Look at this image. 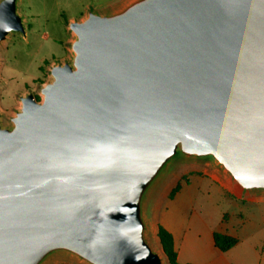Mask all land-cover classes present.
<instances>
[{"label":"water","instance_id":"obj_1","mask_svg":"<svg viewBox=\"0 0 264 264\" xmlns=\"http://www.w3.org/2000/svg\"><path fill=\"white\" fill-rule=\"evenodd\" d=\"M67 28L42 98L0 112V264H167L148 208L180 159L264 193V0H123Z\"/></svg>","mask_w":264,"mask_h":264},{"label":"rangeland","instance_id":"obj_2","mask_svg":"<svg viewBox=\"0 0 264 264\" xmlns=\"http://www.w3.org/2000/svg\"><path fill=\"white\" fill-rule=\"evenodd\" d=\"M87 5L101 8L105 4L102 0H20L26 35L10 33L0 45V112L5 125L20 106L19 96L32 92L41 99L39 89L50 79V66L71 57L73 35L66 22L83 13ZM176 185L180 187L170 198ZM258 199H264V193L241 191L215 165L180 159L156 186L151 199V242L162 252L154 223L160 215L183 219L189 234L202 244L210 241L211 230L221 231L225 226L239 239L229 253L232 259L264 264V200L256 202ZM164 260L168 264L165 256ZM48 264L78 263L57 258Z\"/></svg>","mask_w":264,"mask_h":264},{"label":"crops","instance_id":"obj_3","mask_svg":"<svg viewBox=\"0 0 264 264\" xmlns=\"http://www.w3.org/2000/svg\"><path fill=\"white\" fill-rule=\"evenodd\" d=\"M105 5H102L101 8H94L91 5H87L85 11L80 15H84L86 10L90 7L102 10L112 6H115L121 3L123 0H102ZM79 15V16H80ZM77 17H70L71 19L79 18ZM264 199H258L256 202H262ZM231 218V217H230ZM183 219L174 220V218H170L168 216L160 215L155 223V231L157 228V224L162 225L166 228L169 232H171L174 242V247L177 252V261L180 264L184 263H192V264H242L237 260L232 259L229 256V253L233 249H235L236 245L239 243V239L234 235L233 230L224 226L223 229L220 230H211V238L210 241L207 240L205 244H202L201 241L197 238H193L191 234L188 232V224L184 226ZM150 223L152 224L153 221L150 219ZM151 230L153 231V227L151 225ZM213 231H220L223 233L230 234L237 238V243L229 248L228 250L221 251L216 248L213 244L212 233ZM212 239V240H211Z\"/></svg>","mask_w":264,"mask_h":264},{"label":"trees","instance_id":"obj_4","mask_svg":"<svg viewBox=\"0 0 264 264\" xmlns=\"http://www.w3.org/2000/svg\"><path fill=\"white\" fill-rule=\"evenodd\" d=\"M179 187H180L179 185H176L174 188H172L169 194L170 198L173 197L174 193L179 189ZM156 237L160 249L163 255L165 256L168 264H180L177 261V252L174 247V242L171 232H169L162 225L157 224ZM212 239L214 246L221 251L228 250L237 243L236 237L220 231H213ZM184 264H192V263H184Z\"/></svg>","mask_w":264,"mask_h":264}]
</instances>
